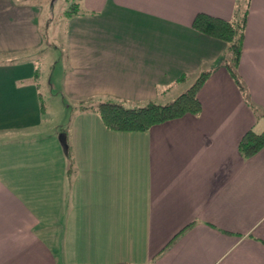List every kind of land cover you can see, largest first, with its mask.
<instances>
[{
	"label": "crops",
	"instance_id": "crops-1",
	"mask_svg": "<svg viewBox=\"0 0 264 264\" xmlns=\"http://www.w3.org/2000/svg\"><path fill=\"white\" fill-rule=\"evenodd\" d=\"M240 1L82 0L56 42L42 0H0V264H264V148L238 149L264 131V0L237 66L249 101L220 64L228 44L191 25ZM210 67L201 112L147 131L73 107L166 103Z\"/></svg>",
	"mask_w": 264,
	"mask_h": 264
},
{
	"label": "trees",
	"instance_id": "trees-1",
	"mask_svg": "<svg viewBox=\"0 0 264 264\" xmlns=\"http://www.w3.org/2000/svg\"><path fill=\"white\" fill-rule=\"evenodd\" d=\"M248 6L249 0L241 2V4L238 3L232 19L229 20L199 12L194 16L191 23L192 27L199 32L223 40L228 44L220 64L224 65L230 77L241 93L246 97L245 99H247V101H249V96L237 72V66L242 53ZM84 13H86V11L82 8V0H70L67 7L64 9L63 15L67 18H71L75 15H82ZM46 22L48 26L50 23L49 19ZM43 37L45 40L48 39L47 28L43 32ZM212 70L213 67L201 70L185 90L166 103L161 104L154 100H148L143 103L130 105L124 101L103 100L86 106L81 104L79 109L81 111L95 112L104 126L112 131H147L156 124L176 119L186 114L198 115L202 109L198 92L211 75ZM38 77L39 70L37 69L35 70L34 78L37 79ZM178 79L179 81L185 80L186 75H182ZM40 107L41 111L45 108L42 96L40 97ZM251 107L256 116L262 113L255 105L251 104ZM262 148H264V131L255 132L252 129L243 134L238 145L239 152L244 158L254 155ZM67 153L69 156V148H67ZM69 163L72 165V159H70ZM181 232L173 237L167 246L170 245Z\"/></svg>",
	"mask_w": 264,
	"mask_h": 264
},
{
	"label": "rangeland",
	"instance_id": "rangeland-1",
	"mask_svg": "<svg viewBox=\"0 0 264 264\" xmlns=\"http://www.w3.org/2000/svg\"><path fill=\"white\" fill-rule=\"evenodd\" d=\"M42 1L44 2L43 4L45 5V8L47 7V10L50 7V10L47 11V15L52 17V21L54 22V25H55V27L53 26V28L51 29L49 36L52 41L59 42L60 40H62V37H63V32L61 29L62 22L64 20L63 12H64V9L67 7V4L70 0H42ZM51 4L53 6H51ZM192 81L193 79L189 81L188 85ZM187 86L184 87V89L183 87H179V88L172 87L168 92L170 93V96H175V94H179L183 90H185ZM179 90H182V91H179ZM73 107H79V105L77 103H74Z\"/></svg>",
	"mask_w": 264,
	"mask_h": 264
},
{
	"label": "water",
	"instance_id": "water-1",
	"mask_svg": "<svg viewBox=\"0 0 264 264\" xmlns=\"http://www.w3.org/2000/svg\"><path fill=\"white\" fill-rule=\"evenodd\" d=\"M62 143H63L64 147H66V143H65V138L64 137L62 138Z\"/></svg>",
	"mask_w": 264,
	"mask_h": 264
}]
</instances>
